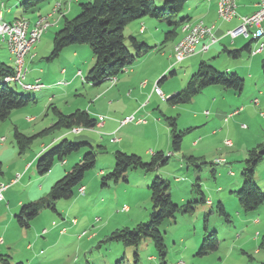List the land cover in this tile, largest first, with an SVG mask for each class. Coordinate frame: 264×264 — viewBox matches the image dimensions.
<instances>
[{
    "label": "rangeland",
    "instance_id": "374dc122",
    "mask_svg": "<svg viewBox=\"0 0 264 264\" xmlns=\"http://www.w3.org/2000/svg\"><path fill=\"white\" fill-rule=\"evenodd\" d=\"M1 1L8 5L15 2V0ZM156 3L161 8L165 0H156ZM51 17L49 18L50 24ZM140 21L144 23L149 21L146 25V33L133 29L132 24H140ZM168 26L165 19L159 21L147 16L132 21L124 31L127 37L133 35L140 41L156 45V48L144 58L137 60L140 61V68L137 70L139 81L136 84L145 79L149 81L150 77L155 73L159 74L162 70L160 77L164 76V78L161 87L167 98L171 96L168 95L169 91L173 92L176 88L183 89L198 69V67L192 69L190 61L194 58L179 63L175 61L174 56L176 55L171 47L179 39L182 31L178 29L177 35L166 40L165 32L170 28ZM53 31L54 29L49 26L41 37L39 42L41 44H37L38 48L48 43ZM185 34L180 38H183ZM4 41L7 43V40ZM3 45L2 49L6 52V46L4 43ZM126 45L130 46L129 40H126ZM76 47H79L78 54L74 56L73 52ZM50 53L51 49L47 53L39 54L38 61L42 56H47V59L40 60L38 68L35 69V66L28 65L26 59L28 75L29 77L30 74L42 76L40 72L42 67L45 70L43 78L48 77L47 74L49 76L59 74L64 79L62 83L46 92L48 88L24 89L14 81L9 82L11 88L25 95L35 97L44 95L45 98L35 104L16 108L11 111L8 118L0 120V161L2 162L0 179L4 180L2 183L9 184L7 183L9 176L10 174L16 175V169L25 167L27 163L28 167L32 166L29 172H24L22 182L5 192V195L9 197L23 196V193L30 194L31 187L37 189L40 185H44L45 189L37 191L33 200L49 193L58 176L54 179V172L51 177L49 173H46L44 181L36 180L32 177V173L37 178L43 175L38 174L36 163L33 164L32 159L40 150L43 149V152L45 148L55 145L62 136L67 135L68 139L74 142L80 140L79 138L87 139L98 151L95 168L87 172L82 182L83 191L80 186L76 187L72 198H62L56 202V211L44 209L31 222L29 228H20L26 234L34 235L33 238L40 237L41 241L44 240L43 237L49 239L52 233H58L59 226L67 227L65 235H73L75 240L78 234L82 235V240L76 244L71 240L58 244V250L71 248V256L69 257L66 253L55 255L49 264H74L76 263L74 258H79L78 264L86 260L92 264H116L121 259H124L127 264H133L136 248L110 241L108 237L117 229L132 228L140 222L149 220L153 210L150 185L156 176L170 181V192L176 204L184 205L194 202L196 208L192 214L179 213L176 218L168 219L162 224L161 230L164 233L167 250L165 261L160 256L153 240L149 237L143 238L137 248L140 264L264 263V246H261L264 239V203L257 210L246 213L237 197V192L244 181L242 173L248 151L259 144H264V77L261 68L264 56L258 55L254 58L251 51L243 48L239 57L226 54L221 59H217L216 64L229 63L232 66L229 72L238 73L245 79V87L241 94L220 85H211L194 96L192 101L180 104H172L160 96L151 97L149 95L150 97L145 99V105L150 103L149 106L147 108L143 106L139 113L138 111L132 113L131 106L135 102L124 95L129 87L133 90L131 86H135L138 90V85L133 84L132 80L123 85L119 83L122 77L129 75V68L133 67L137 61L130 65L127 71L119 74L115 81L108 80L101 85L94 86L85 81V77L94 65L89 45H70L53 59L48 58ZM224 68L221 67L218 70L224 71ZM79 70L83 72L84 77L76 74ZM67 76L74 81L72 85H68L65 81ZM154 78H150V83L143 87L144 91L150 90ZM112 87L115 88L109 91ZM119 92L123 94L120 95ZM176 92L178 90L172 95ZM256 99L259 104L254 103ZM229 105L244 106L245 111L238 116H232L229 122H223V120L218 123L214 122L216 106L228 108ZM55 108L64 114H70L77 109L86 110L97 120L100 114L123 118L128 114V116L135 115L136 117L141 115L146 122L139 125L130 123L129 127L123 129V141L118 142L108 136V131L97 126L80 127L78 133L75 132L76 128L53 127L57 120ZM206 111H209L210 115H207ZM169 117L176 118L178 131H186L180 151H174L172 147ZM15 128L27 136L35 137L23 153L14 137ZM214 130H217L216 134H213ZM226 139L233 142L232 146L226 145ZM117 149L122 152L129 150L130 154L139 155L145 162H150L153 154L159 151L169 155L170 159L167 164L153 171L131 169L126 174V181L111 182L108 186L102 185L100 169L104 168L106 173L112 170L113 165L111 164ZM87 151L89 148L84 147L79 152L68 156L66 159L70 168L78 162L77 157L81 155L82 158ZM189 156H196L198 160L194 161L195 163L191 162L188 160ZM220 159L224 161L217 162ZM55 164H62V161ZM255 176V181L264 191V160L256 168ZM24 181H28L30 186H23L21 183ZM196 183L201 184L207 201L210 199L213 203L200 201L201 195L193 187ZM29 202L31 201H27ZM220 202L230 215V221L221 214L218 206ZM126 207L129 209L127 210ZM3 215L0 213V236L4 233L6 224L9 226L17 224L15 219L11 224L7 219H2ZM74 220L77 222L73 223ZM53 222L56 224L54 225ZM61 223L63 224L60 225ZM34 227L38 231H35ZM44 227L47 228L48 234L39 235ZM53 230L55 232H52ZM214 231H217L219 238L217 249L200 255L199 250L204 239ZM93 235L95 238L90 242L88 239ZM58 236L60 237V234ZM6 239L5 244H8L9 240L17 241V247H15L18 250H14V253L19 258H21L20 255H24L26 243L32 241L31 237L24 238L21 233L19 234L11 227ZM2 244L0 247L3 246ZM7 248V245L3 247V254H6ZM42 248L45 250L43 255L45 258L48 257L47 249ZM18 260L12 261L11 264H17Z\"/></svg>",
    "mask_w": 264,
    "mask_h": 264
},
{
    "label": "trees",
    "instance_id": "16d2710c",
    "mask_svg": "<svg viewBox=\"0 0 264 264\" xmlns=\"http://www.w3.org/2000/svg\"><path fill=\"white\" fill-rule=\"evenodd\" d=\"M45 1L47 0H26L23 2V5L27 10L39 6ZM188 1L165 0V4L161 8L157 6L156 0H89L82 2L79 5V13L72 18L66 17L62 27L55 32L52 41V50L48 58L53 59L58 57L70 45L87 44L92 50L95 63L88 72L87 77H85V81L96 86L108 80H116V77L130 65L156 48V45H150L145 41H140L133 35L127 37L124 32L126 26L132 21L147 16L159 21L165 19L169 24L168 27H170L165 32V39L169 40L178 34V29L182 24L179 19H173L172 17L176 16ZM126 40H129L130 46L126 45ZM226 52L234 57L241 55V50L238 49H226ZM25 67L28 70L26 57ZM261 68L264 77V57L261 62ZM12 73H14V67L0 60V120L8 118L11 111L16 108L35 104L39 101L38 97L25 95L9 86V82L11 81H7L5 78ZM211 85H220L241 94L245 87V79L238 73L219 71L210 63L201 62L197 71L189 78L187 85L171 95L167 100L172 104L188 103L192 101L194 96ZM55 112L57 120L53 124V127L56 128H93L97 125V119L92 117L86 110L77 109L70 114H64L55 108ZM168 121L172 131L173 150L180 151L183 136L186 131L177 130L176 118L169 117ZM14 137L18 142L21 153L24 152V149L35 138L34 136H27L21 133L17 128H15ZM99 146L103 147L102 145ZM84 147L89 148V151L85 152L71 170L67 171L52 185L48 194L22 205L19 214L15 216L20 227L29 228L31 222L44 209L56 211V202L62 198H72L76 187L80 186L83 191L84 185H82V182L87 172L95 168L98 151L95 150V147L88 140L80 139L74 142L66 137H62L55 145L45 149L38 156L36 170L38 174L45 175L53 168L56 162H63L68 156L79 152ZM169 159V155H165L162 151H159L153 154L150 162H145L137 154H130L118 150L114 152V167L111 171L102 174V185L108 186L111 182L118 183L121 180L126 181V174L131 169H143L148 172L153 171L159 166L167 164ZM188 160L194 162L198 160V157L189 156ZM263 160L264 144H259L248 151V156L244 161L245 168L242 173L244 181L240 190L237 192V197L246 213L257 210L264 203V191L255 181L256 168ZM1 165L2 162L0 161V171ZM193 187L201 195L200 201L207 202V197L201 189V184L196 183ZM150 191L153 210L149 220L147 222H140L132 228L117 229L108 237L110 241L120 242L126 247L132 246L136 248L134 252L135 262L133 264H140L137 248L142 239L146 237L153 240L160 256L165 261L167 250L164 233L161 230L162 224L168 219L176 218L179 213L192 214L196 208L193 204L194 202H188L184 205L176 204L170 192V181L161 176H156L153 179L150 185ZM218 206L221 214L225 215L230 221V215L226 212L225 206L221 202ZM218 243L217 231L208 234L203 241L199 254H207L217 249ZM261 246H264V239ZM0 264H11L10 255L0 253ZM17 264L24 263L18 262ZM84 264L92 263L86 260ZM116 264L127 263L124 259H121Z\"/></svg>",
    "mask_w": 264,
    "mask_h": 264
},
{
    "label": "crops",
    "instance_id": "0c3cea01",
    "mask_svg": "<svg viewBox=\"0 0 264 264\" xmlns=\"http://www.w3.org/2000/svg\"><path fill=\"white\" fill-rule=\"evenodd\" d=\"M87 1H89V0H47V1L43 2L42 4H40L39 6L32 7V8H29L27 10L24 8V5H23L24 0H15V2H13L9 5L4 2L5 3L4 19L6 21L12 22L18 18L25 17L29 20L30 26H32L34 24V22L40 16L51 14L54 11L53 9H55V7L57 6L58 3L61 4L59 11L52 13V15H51L52 17L50 16L51 17L50 28L54 29V31L52 32V36H51L50 40L42 48H38V46H37V44L40 41L36 44V46L26 56L28 65L30 64V65L35 66L34 67V69H35V68H38V63H40V60L42 61L43 59H47L46 58L47 56H45V57L42 56L41 58H39V61L37 60L40 53H45V52L47 53V52H49V49L52 50L53 36H54L55 32L58 31L62 27L64 19L66 17L72 18V17L76 16L80 11V6H79L80 3L87 2ZM259 1L260 0H236V2H237V14L231 21H224L219 17V14H218L219 0H196V1L195 0H189L186 3V5L184 6V8L176 16L172 17L173 19H179L180 22L182 23L181 26L179 27V30L182 31L180 37L183 34H185L186 25L194 23V22L199 21V20H203L207 25H211L214 27L213 28V35L215 36L216 41L212 42L210 38H206L203 42L210 44L209 49L207 51L201 50V44H200V45H198L197 53L186 59V60H188V59L194 58L192 61H190V63L192 62V69H195V67H199L201 62H207V63H210L211 65H213L216 69H220L221 67H225L224 71H231L232 66L229 63L216 64L218 58L221 59V57L226 55V54L228 56H230V54L226 52V49H229V50L238 49V50L242 51V49L244 48V49H247L248 51H251L254 55V58L257 57L258 55L264 56V46H263V49L261 51H259V52L256 51L260 47L261 43L264 44V36L259 38V39L253 38L252 35H250L249 37H245L244 35H240L236 38H232L228 34V31L230 29L236 28L241 23V17L242 16L250 15L257 10ZM19 7H20V9H19ZM140 22H141L140 24L133 23L132 24L133 29H138L139 32L146 33V31H147L146 25H147V22H149V21H145L146 24L143 21H140ZM183 23L185 24V26ZM142 29H143V31H142ZM180 37H179V39H181ZM178 40H176L174 42V44H172V47H171L172 50L174 49V45L178 42ZM2 42L6 46V52H4V50L2 49L4 46ZM39 44H41V43H39ZM246 46H248V48H246ZM78 48L79 47H76L74 49V52H73L74 56L78 54ZM207 56H209V57L206 60ZM91 58H92V63L94 64L95 59H94L93 54H92ZM0 60L3 61L4 63L10 65V66H14V55L9 50L6 41H4L2 39H0ZM137 62L133 67H130L129 70L128 69L125 70V71L128 70L129 75L127 77H125V76L122 77L120 80V83H119V84L123 85L124 83H129L130 80H132L133 84L135 83V85H138V88H139L138 90L135 88V86H131V87H133V90L130 89V87H129L126 90L125 95H124V96L128 97L129 99H132L135 102V104H133L131 106V110L133 111L132 113H135L137 111L139 113V112H141L143 106H144V108H147L149 106L150 103H148V104L146 103V105H145V99L147 97L149 98L150 97L149 95H151V97H153L154 95L159 97V95L154 91V87H155V84L159 82L158 84H159L160 88L162 89V87H161L162 81H160V79H162L164 77V76L160 77V75L162 74V70L159 74L155 73L152 77H150V78L155 77L150 90L144 91L143 87H145V85L150 83V78H149V81H147L145 79V80H141L139 83L136 84V82L139 81L138 80L139 74L137 73V70L140 68V65H139L140 61H137ZM193 62H194V64H193ZM173 65H172V67H173ZM29 69H31V67H29ZM40 72L42 73V76L36 75V74H32V75L30 74V77H29V75H28L26 82L27 83H34V82L39 80L45 84V87L43 89L48 88L46 90V92H48L51 89H53L54 87L59 86L62 83V81L64 80L63 78H61V76L59 74H55V75H51V76H49L47 74L48 77L43 78L44 74H45V70L42 67L40 68ZM63 72H65V69H63ZM78 72L76 74L79 76ZM81 73L83 74L82 71H81ZM249 73H251V72H249ZM174 74H176V72ZM76 79H77V76H76ZM65 81L67 82L68 85H72L74 82V81H72V78H68V76L66 77ZM113 88H115V87L110 88L109 91H111ZM43 89H41V90H43ZM179 89L180 88H176V90H173V92L177 91V90L179 91ZM173 92L169 91L168 95H172ZM119 94L121 95L123 93L119 92ZM44 98H45L44 95L39 96L38 102L44 100ZM216 107H217L216 115H215V118L213 120H214V122H217V123L221 122L222 120H223V122H227V121L229 122V119L232 116H236V115L238 116L245 111L244 106L233 107V106L229 105L228 108H224V107L221 108L218 106H216ZM206 114L210 115V112L207 113V111H206ZM231 114H233V115L230 116L228 120H226V117L231 115ZM121 115H125V114H121ZM128 115H126L124 118L128 117ZM100 117H103V118L100 119ZM100 117L97 120L96 126L100 127L101 129H105V131H108V136L112 137V139L114 141H118V142L123 141V129L125 127L126 128L129 127L130 123H135L136 125L145 123V122L139 123L136 121L123 123L124 118L121 116H116V117L111 116L112 117L111 118L110 116L100 114ZM138 118H143V116L140 115ZM216 133H217V130H214L213 134H216ZM62 137L68 138L67 135L62 136ZM79 139H81V138H79ZM55 140H56V138L53 139V142ZM195 143H197V142H195ZM42 150L37 152V154L33 157V159H32L34 161L33 164L36 163V160H37L38 156L40 155V153L42 152ZM118 150L119 149H117L116 151H118ZM124 152L129 153V150H124ZM80 159H81V155H79L77 157L76 161H79ZM114 163H115V160L113 158V163L111 164L113 166L111 168L114 167V165H115ZM67 165H68L67 159L64 160L62 162V164H55L53 166V168L48 172L49 173L48 175L51 177L52 172H54L53 173V174H55L54 179L57 176H58L57 179H60L67 171L71 170L70 166L69 165L67 166ZM31 167H28V163H27L25 167L16 169V173L17 174L19 173L21 175V177L17 182H15L13 184H11V182L13 181V179L15 178V176L17 174L16 175L10 174V176H9L7 183H9L10 186L4 191L5 197H4V200L1 202V205H0V213L4 214L2 216V219H7V221L10 224L13 223L14 219L16 220L15 216L18 213V211H20L22 205L26 204L27 201H34L33 199H34V197H36L35 195H37V191H41V190L45 189L44 185L43 186L40 185V187L37 189H36V187H31L30 194L23 193L24 194L23 196L20 195L18 197H16L15 195H13L12 197H9L7 194L5 195V192L8 191L10 189V187H12V186L15 187L16 185L19 184V182H22V180L24 179V176H23L24 172L25 171L29 172ZM22 170H24V171H22ZM27 172H26V174H27ZM100 173L101 174L106 173L105 169L101 168ZM31 175L36 180L44 181V175L41 178H39V177L37 178L34 173H32ZM57 179H56V181H57ZM2 182H4V180L0 179V183H2ZM21 184L25 187L30 186V183L28 181H24ZM83 188H84V186H83ZM207 202L213 203L212 200H210V199H208ZM126 208H127V210L129 209L128 207H126ZM63 223H61L60 225H62ZM17 224L16 225H10V226L6 224V229L4 230V233L1 234V236H0V244L3 243L2 244L3 246L0 247V251L2 253H4L3 247H5L7 245L8 248H7V250H5V252H6V254L10 255V261L11 262L19 259L18 261L23 262L24 264H49L54 259L53 257L55 255L58 256V255H62L64 253H66L67 255H69V257L71 256V252H72L71 248H69V249L68 248L67 249L60 248V250H58L59 249V247H57L58 244H60L62 242L64 244V242H66L67 240H71V242H74L76 244V243H78L79 240H82L81 234H78L76 236V240H75L74 239L75 237L73 235H65L66 232H62V229L63 228L67 229V227L59 226L60 231L58 233H56V234L52 233V235L49 237V239L43 237L44 240L41 241L40 237H34L33 238L34 235H32L30 233L26 234V232L23 231V229H20L21 227ZM53 224L55 225L56 222H53ZM10 227L12 229L16 230V232H18L19 234L21 233L24 238H27L28 236L32 238V241L27 242L26 245L24 246L25 252H24V255H22V256L20 255L21 258H19V256H16V253H14V250H18L16 248L17 247V241L9 240V243L7 242L8 244H5V242L7 241L6 235H8V230ZM34 229H35V231H38L36 229V227H34ZM44 230H46V232H43ZM47 232H48L47 228L44 227L43 230L41 232H39V235H42V234L47 235L48 234ZM52 232H55V230H53ZM58 234H60V237L58 236ZM94 238H95V236L93 235L88 240L91 242ZM42 247H45L47 249L48 257H46V258L43 255L45 250H43ZM39 248H41V249L39 250ZM78 260H79V258H74V262H76L74 264H78V262H77ZM82 264H84V263H82Z\"/></svg>",
    "mask_w": 264,
    "mask_h": 264
},
{
    "label": "built area",
    "instance_id": "2783aa9c",
    "mask_svg": "<svg viewBox=\"0 0 264 264\" xmlns=\"http://www.w3.org/2000/svg\"><path fill=\"white\" fill-rule=\"evenodd\" d=\"M4 1L0 0V39L7 40V45L9 50H11V46H21V53H25L29 45H35V36H36V26H41V22L45 20V17L48 15L40 16L33 24L32 28L30 26V22L27 18L23 20H17V25H10V22L4 19ZM54 10V9H53ZM218 14L219 17L224 21H231L237 14V2L236 0H219L218 5ZM213 26L207 25L204 27H199V31H195L192 34L191 39L185 44L181 50V53L178 56H174L176 62H182L187 58L195 55L197 53L198 45L201 44V50L207 51L210 47L209 43L203 42L206 38H210L212 42L216 41L215 36L213 35ZM23 31H31L32 39L24 40L23 39ZM143 31V29H142ZM251 33H260V38L264 36V0H260L258 3L257 10L250 14L241 17V23L233 29L228 31V34L232 38H236L240 35H244L245 37H249ZM264 44L261 43L260 47L256 50L257 52L263 49ZM14 73L9 74V76H15L16 78L21 79L25 84H29L31 86H41V81H36L34 83H27L26 79L28 76L29 70H23L21 68V58L18 61V64L14 65ZM79 75L82 76L81 71L78 72ZM83 77V76H82ZM114 78V77H111ZM154 91L163 99L166 100L167 97L163 93L159 84L156 83L154 87ZM255 104H259L258 99L254 101ZM207 113H209L207 111ZM229 115L226 117V120L229 119ZM103 117H100L102 119ZM146 122L144 118H138L135 115L128 116L123 119V123L128 122ZM245 126V125H243ZM80 130V129H79ZM79 130L75 132H79ZM230 140V139H227ZM223 159L217 160V162H222ZM21 175L17 174L13 179L11 184L17 182L20 179ZM10 186V184L1 183L0 184V205L4 200V191ZM127 209V208H126ZM76 223V220L73 221ZM66 228L62 229V232H66ZM43 232H46L44 230Z\"/></svg>",
    "mask_w": 264,
    "mask_h": 264
},
{
    "label": "bare ground",
    "instance_id": "6f19581e",
    "mask_svg": "<svg viewBox=\"0 0 264 264\" xmlns=\"http://www.w3.org/2000/svg\"><path fill=\"white\" fill-rule=\"evenodd\" d=\"M60 3L57 4V6L54 9V13L57 12L60 8ZM52 14V13H51ZM49 14L45 17V20L41 22V26H36V36H35V45L38 41H40L43 33L46 31L47 27L50 25L49 18L51 16ZM25 18H18L13 22H10V25H17V20H23ZM207 26V24L203 20L196 21L194 23L188 24L185 27L186 34L183 38H181L174 47L175 55L178 56L179 53H181V50L185 44L191 39L192 34L195 31H199V27ZM253 38L259 39L260 33H251ZM251 36V37H252ZM23 39L24 40H31L32 39V32L31 31H23ZM35 45H29L25 53H21V46H11V52L14 54L15 57V65L18 64L19 59L21 58V68L23 70H27L25 67V57L26 55L31 52V50L35 47ZM7 81H16L20 83L24 88L26 89H32V90H39L44 87V84L41 86H31L29 84H25L21 79L16 78L15 76H7L5 78ZM115 81V79H113ZM75 130H79V128H76ZM226 145L232 146L231 140H226Z\"/></svg>",
    "mask_w": 264,
    "mask_h": 264
}]
</instances>
